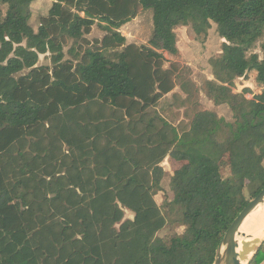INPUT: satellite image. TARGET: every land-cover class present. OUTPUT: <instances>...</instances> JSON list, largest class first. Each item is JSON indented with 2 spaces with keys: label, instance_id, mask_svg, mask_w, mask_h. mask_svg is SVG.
<instances>
[{
  "label": "trees",
  "instance_id": "16d2710c",
  "mask_svg": "<svg viewBox=\"0 0 264 264\" xmlns=\"http://www.w3.org/2000/svg\"><path fill=\"white\" fill-rule=\"evenodd\" d=\"M32 1L0 0V264H213L264 188V0H52L36 30ZM139 8L153 23L142 45L119 31ZM180 22L224 39L199 87L165 66ZM94 25L101 39L85 37ZM251 71L263 88L247 98L234 82ZM199 91L230 119L200 108ZM171 92L187 123L156 110ZM166 157L183 163L161 209ZM169 224L184 229L159 236ZM263 259L264 241L249 264Z\"/></svg>",
  "mask_w": 264,
  "mask_h": 264
},
{
  "label": "rangeland",
  "instance_id": "374dc122",
  "mask_svg": "<svg viewBox=\"0 0 264 264\" xmlns=\"http://www.w3.org/2000/svg\"><path fill=\"white\" fill-rule=\"evenodd\" d=\"M52 0H34L30 4L31 17L29 19L30 25L34 30L37 29L40 18L48 13L51 6ZM152 11L150 9H138L136 17L131 19L125 25H123L119 31L125 36L127 43H135L137 45L147 44L152 34ZM174 32L176 35V45L178 53L176 55L165 54L167 62L165 66H169L170 62H177L180 66L187 70V78H189L196 86H200L205 79H212L211 73V59L218 55L221 51V44L224 39L221 38L216 30V24L211 23V27L207 30V33L196 34L189 23L180 22L174 25ZM105 34L97 25H94L91 32L85 35L88 39L98 38L101 39ZM259 41L254 49L259 55L261 51L259 49ZM72 44L69 40L68 44L64 47L66 52L68 47ZM66 58L69 55L66 54ZM38 65H49V54H41L39 56ZM24 70L22 73H26ZM234 91L241 92L244 87H248L249 91L245 93L247 98H251L254 94L259 93L262 90V86L255 82L254 71L249 72L247 79L237 78L234 82ZM173 92H177L182 98L185 95L176 85ZM172 92L165 95L158 103L156 110L164 116L168 121L174 125L179 123H187L190 118V107L189 105H180L178 99H174ZM197 99L200 104V108L213 109L220 116L230 119L231 113L226 104L215 105L213 101L208 99L202 91H199ZM224 161H227V156L224 157ZM183 162H178L173 159H164L161 163L164 170L166 171L165 176L162 179L161 186L162 190L158 191L154 196L157 204L163 209L164 204L172 199V192L169 188L170 176L173 170L180 166ZM264 166V159L262 161ZM228 166H224L221 169L223 177L229 176ZM258 208H256L251 214L255 215ZM255 213V214H254ZM133 214L129 210H125L124 218H132ZM184 227L167 225L158 231L159 236H164L173 232L181 233Z\"/></svg>",
  "mask_w": 264,
  "mask_h": 264
},
{
  "label": "water",
  "instance_id": "95a60500",
  "mask_svg": "<svg viewBox=\"0 0 264 264\" xmlns=\"http://www.w3.org/2000/svg\"><path fill=\"white\" fill-rule=\"evenodd\" d=\"M264 201V188L250 200L239 212L224 233L218 247L213 264H249L258 247L264 241L263 238H251L242 225L250 218V214ZM241 240V249L237 251L238 241ZM223 247V250L221 248Z\"/></svg>",
  "mask_w": 264,
  "mask_h": 264
},
{
  "label": "bare ground",
  "instance_id": "6f19581e",
  "mask_svg": "<svg viewBox=\"0 0 264 264\" xmlns=\"http://www.w3.org/2000/svg\"><path fill=\"white\" fill-rule=\"evenodd\" d=\"M258 210L255 215H252L249 220L246 221L242 225V230L244 229L251 238L259 237L263 238L264 237V201L257 206ZM238 241V247L237 251L241 249V240L237 238ZM223 250V247L221 248ZM243 264H246L244 262Z\"/></svg>",
  "mask_w": 264,
  "mask_h": 264
},
{
  "label": "crops",
  "instance_id": "0c3cea01",
  "mask_svg": "<svg viewBox=\"0 0 264 264\" xmlns=\"http://www.w3.org/2000/svg\"><path fill=\"white\" fill-rule=\"evenodd\" d=\"M166 56V55H165ZM255 73V72H254ZM167 158H169V157H166L165 159H167ZM162 163V162H161ZM259 264H264V259H263V261L261 262V263H259Z\"/></svg>",
  "mask_w": 264,
  "mask_h": 264
}]
</instances>
